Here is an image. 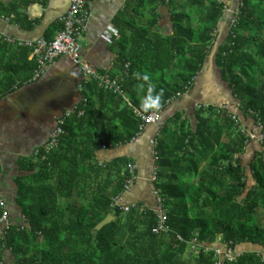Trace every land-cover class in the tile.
Instances as JSON below:
<instances>
[{"label":"trees","instance_id":"trees-1","mask_svg":"<svg viewBox=\"0 0 264 264\" xmlns=\"http://www.w3.org/2000/svg\"><path fill=\"white\" fill-rule=\"evenodd\" d=\"M222 1L227 0H129L114 17L115 61L126 72L121 92L131 106L94 82L78 92L87 98L86 106L78 107L83 115L75 110L66 118L64 134L56 148L41 154L43 161L23 162L27 174L16 179L14 201L20 221H10L6 207L10 225L0 240V264H214L212 249L218 248L219 236L240 253L223 264H264V148L242 164L236 158L244 152L240 125L211 106L195 110L192 126L180 113L161 124L166 104L191 88L213 54V65L239 102L241 116L253 118L264 131V86L260 89L259 82L264 83V0H240L237 18L221 37L219 28L227 27L230 18H224ZM34 3L46 6L47 0L0 3V15L26 22L19 9ZM159 7L168 10L170 35L157 30ZM61 28L57 21L48 31ZM11 45L0 40V98L35 68L30 49ZM12 56L19 58L15 64ZM149 85L153 95L163 93L155 109L160 120L153 126L158 158L153 188L164 199L171 230L166 236L152 232L155 214L140 211L139 204L128 212L111 207L122 195L129 178L126 166L132 162L117 157L99 163L96 158L99 147L115 149L138 135L140 120L133 108L145 115L155 111L141 109ZM223 185L228 186L225 194ZM107 216L113 219L96 230ZM194 235L208 251L190 250Z\"/></svg>","mask_w":264,"mask_h":264},{"label":"crops","instance_id":"crops-1","mask_svg":"<svg viewBox=\"0 0 264 264\" xmlns=\"http://www.w3.org/2000/svg\"><path fill=\"white\" fill-rule=\"evenodd\" d=\"M14 1L17 0H0V3L7 5ZM128 1L89 0L86 32L79 39L83 59L94 67L99 77L108 76L116 86L120 87L121 91L122 84L120 83L124 81L126 72L122 73L115 61L116 52L113 48L115 39L111 34L118 35L113 19L120 11H123ZM222 2L226 7L224 18L227 19L228 16L230 18L227 27H224L225 23L219 28L218 35L229 31L235 17L233 13L235 8L231 4ZM67 6L68 0H47L46 6L34 3L26 8H20L19 12L28 17L26 22L15 19L13 15L7 17L0 15V32L5 37L16 41H34L41 36L46 37L45 35L52 38L55 32L53 29L49 31L48 29L54 22H57L56 18L65 12ZM167 11L165 7H159L161 17L157 30L162 35L172 33ZM27 23H33V28H27ZM105 34L111 37L110 42L104 39ZM4 42L15 46L14 43ZM18 59L12 56L10 60L15 64L14 62ZM218 69L213 65V54L209 55L205 65L195 76L187 94L166 104V108L162 110L161 124L176 113H180L192 126L195 123L194 112L202 105L236 115L239 111V102L235 99L228 83L220 76ZM23 73L20 74L23 75ZM78 81H80L79 71L67 58H59L50 64L40 80L32 81L31 75L22 77L17 81L19 87H15L11 93L0 98V197L10 211V221H20L19 210L14 201L17 196L16 179L27 174L24 171L23 162L31 159L33 151L46 142L49 132L55 125L56 117L65 111L72 110L78 104L80 99V94L76 90ZM95 87L101 89L96 83ZM117 96L122 97L124 101L126 99V104H130L126 93ZM15 116L19 118L14 120ZM240 121L247 130L256 131L253 118L249 117V121L241 118ZM155 132L156 127L149 126L134 142L126 143L115 149L107 148V151L102 149L96 151L99 163H108L120 157L129 159L135 167L136 177L130 191L118 200L121 206L139 204L143 209L155 212L157 198L153 194L154 185L151 182L154 148L149 143ZM249 146L243 154L236 155L238 160H242L240 157H245L248 150H250L249 159L253 152L263 150L260 143L256 141ZM160 197L163 202L161 194Z\"/></svg>","mask_w":264,"mask_h":264},{"label":"built area","instance_id":"built-area-1","mask_svg":"<svg viewBox=\"0 0 264 264\" xmlns=\"http://www.w3.org/2000/svg\"><path fill=\"white\" fill-rule=\"evenodd\" d=\"M88 2L89 0H68V6L65 12L57 19V21H59V23L62 24V28L59 31L55 32L54 36L50 39L41 36L40 38L34 41L33 40L16 41L5 37L0 32V40L14 43L18 47H24L31 50L29 57L34 61L35 64V68L32 73V81L39 80L45 74L47 68L54 60L59 58H67L72 63V65L79 70L81 75V79L80 81H78L77 84L78 92L80 91L82 92V90L84 89L87 83L95 82L97 86L101 89L112 91L114 93H118L119 95H122L120 87L116 86L115 82L112 81L108 76L99 77L94 67L92 65H89L83 59V56L81 54L79 39L82 37L84 32H86V28H87ZM237 5L238 7H235L233 11L236 18L239 13V7L241 6L240 1L238 2ZM232 23L233 21L231 22V24ZM111 35L112 38L116 37L115 34H111ZM104 39L107 42L111 41V37L109 36V34H105ZM187 91L188 90H186L185 93L183 94L180 93L176 94L174 98H179L182 95H186ZM125 101L127 100L125 99ZM86 104H87V98L82 97L80 95L78 104L75 105L72 110L63 112V114L56 120L55 125L49 132L46 142L43 143L42 146H40L39 148L33 151V156L31 158L32 162H37L38 158H41L40 160L43 161L44 156H42L41 154L48 153L49 151L57 147L58 142L60 141V137L64 134V125L67 120L66 118H68L70 114L73 113L75 110H78V115L82 116L83 110L78 109V107L80 106L85 107ZM128 105L131 106L129 103ZM133 113L140 120V124L138 126L139 132L138 135L132 138L128 143L134 142V140H136V138L139 137V135H141L145 127L156 126L160 120V113L156 110L149 113L148 115H145L139 112L137 109L133 108ZM229 117L234 121L235 124L238 122V119L234 115H231ZM256 129H258L257 132H248L245 129L242 130V133L246 137L245 147H247L250 141H258L262 145H264V131L260 123H256ZM149 143L152 148H155L156 146L155 139H151ZM101 149L103 151L108 150L106 147H101ZM152 157H153V164H152L151 182H154L157 174V167L155 162L158 160L154 149L152 151ZM261 157L262 159H264V151L261 154ZM126 168H127L126 170H128L129 178L125 181L122 195L130 191L136 177L135 167L133 164H128ZM153 194L157 198V205L154 212L156 224L153 227L152 232L155 234L164 232L166 235H168L171 232V230L167 226V216L165 213V207L163 206V202L159 194V190L154 189ZM118 200L119 199L117 198L112 201L111 203L112 209L115 206H119L123 212H128L131 207L135 206V205L121 206L118 204ZM0 209H1L0 240H2L5 232L9 229L8 227L10 225V221H9V214L6 208V204L1 197H0ZM142 210L143 208L140 207V211ZM22 220L24 221V219ZM176 239L180 242L182 241V238L179 235H176ZM216 242L219 244V247L212 249L214 251L213 254L214 264H223L224 261L232 262L239 256L240 253H238L235 249H233L230 246V244L222 243L220 237L217 238ZM188 244L190 246V250L195 254H197L201 249H204V251L206 252L210 248V247L208 248V247L198 246L196 235L190 238Z\"/></svg>","mask_w":264,"mask_h":264},{"label":"clouds","instance_id":"clouds-1","mask_svg":"<svg viewBox=\"0 0 264 264\" xmlns=\"http://www.w3.org/2000/svg\"><path fill=\"white\" fill-rule=\"evenodd\" d=\"M240 0H236V5L238 4V2H239ZM16 46V45H15ZM33 73V72H32ZM31 78H32V75H31ZM143 79L145 80V81H147L148 79H149V77L148 76H144L143 77ZM40 80V79H39ZM38 81V80H37ZM153 93V87L151 86V85H149V89H148V95L144 98V100L142 101V103H141V109L143 110V111H145V112H147V111H149V110H155V109H159L160 107H161V98H162V91L160 92V93H158V94H156V95H153L152 94ZM239 111H238V113H236V115H234V114H229V113H227V112H223V113H225V115L226 116H231V115H234L237 119H238V122L236 123V125H240V130H241V133H242V130L243 129H245L246 131H248V132H252V131H249V130H247L246 128H244L243 126H242V123H241V121H240V119L241 118H243V116H241V112H240V109H238ZM217 112H220L219 110H217ZM222 112V111H221ZM63 114V113H62ZM61 114V115H62ZM220 114V113H219ZM220 115H224V114H220ZM239 117H240V119H239ZM256 123H257V121H255V129H256ZM258 131V129H256V131H254V132H257ZM243 134V133H242ZM244 135V134H243ZM244 137H245V135H244ZM245 140H246V137H245ZM252 142H255V141H250L249 142V144H251ZM256 142H258V141H256ZM260 143V142H259ZM249 144L247 145V147L249 146ZM260 145L264 148V145H262L261 143H260ZM247 147H245V141H244V150L247 148ZM264 151V150H263ZM166 236V235H165ZM220 238H221V236H219Z\"/></svg>","mask_w":264,"mask_h":264},{"label":"rangeland","instance_id":"rangeland-1","mask_svg":"<svg viewBox=\"0 0 264 264\" xmlns=\"http://www.w3.org/2000/svg\"><path fill=\"white\" fill-rule=\"evenodd\" d=\"M228 1V0H227ZM227 1H225V2H227ZM231 5H232V7L234 8L235 7V0H232L231 2ZM190 17L192 18V20L193 19H195L196 18V16L194 15V14H192V15H190ZM260 83H261V88L260 89H262V87L264 86V83H262L261 81H259ZM19 118V116H15V118H14V120H16V119H18ZM243 120H245V121H249V118H244L243 117ZM249 145H251V144H249ZM250 147V146H249ZM249 147H248V149H249ZM101 149V147H99L98 149H97V151L98 150H100ZM250 149H252V147L250 148ZM249 151L250 150H248V152L247 153H245V154H247V155H245V157L244 156H241L240 158L243 160H239L242 164H244L245 165V163H247V161H248V159H249ZM244 152H242L241 154H243ZM237 154H240V153H237ZM236 154V155H237ZM152 160H153V157H152ZM227 184V183H226ZM226 187H228V186H226V185H223L222 186V188H221V190H222V193L223 194H225L227 191H228V188H226ZM165 213L167 214V212H166V209H165ZM167 216V215H166ZM156 222V221H155ZM156 224V223H155ZM165 236L166 234L164 233V232H160L159 234H158V236ZM219 247V246H218ZM239 249V248H238ZM246 250H249V248H246L245 249V251ZM192 256H194V254L192 255Z\"/></svg>","mask_w":264,"mask_h":264},{"label":"water","instance_id":"water-1","mask_svg":"<svg viewBox=\"0 0 264 264\" xmlns=\"http://www.w3.org/2000/svg\"><path fill=\"white\" fill-rule=\"evenodd\" d=\"M61 15H59L58 17H60ZM58 17L56 18V20L58 19ZM61 114V113H60ZM61 116V115H60ZM59 116V117H60ZM59 117H56L55 119V122L56 123V120L59 118ZM112 216H107L102 222H100L97 226H96V230H99L100 228H102L104 225L108 224L111 220H112Z\"/></svg>","mask_w":264,"mask_h":264}]
</instances>
